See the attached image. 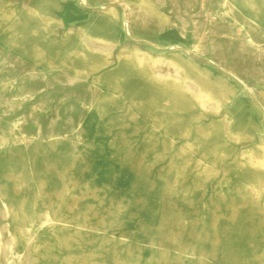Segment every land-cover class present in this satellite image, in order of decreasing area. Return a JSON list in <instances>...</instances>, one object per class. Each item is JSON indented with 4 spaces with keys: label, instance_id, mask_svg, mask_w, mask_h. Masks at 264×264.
Masks as SVG:
<instances>
[{
    "label": "rangeland",
    "instance_id": "374dc122",
    "mask_svg": "<svg viewBox=\"0 0 264 264\" xmlns=\"http://www.w3.org/2000/svg\"><path fill=\"white\" fill-rule=\"evenodd\" d=\"M0 264H264V0H0Z\"/></svg>",
    "mask_w": 264,
    "mask_h": 264
},
{
    "label": "bare ground",
    "instance_id": "6f19581e",
    "mask_svg": "<svg viewBox=\"0 0 264 264\" xmlns=\"http://www.w3.org/2000/svg\"><path fill=\"white\" fill-rule=\"evenodd\" d=\"M125 6H126V5H125ZM122 24H123V23H122ZM124 27H125V26H124ZM125 29H126V27H125ZM248 229H249V228H248ZM1 249H2V248H1ZM6 256H7V255L4 253V258H6Z\"/></svg>",
    "mask_w": 264,
    "mask_h": 264
}]
</instances>
